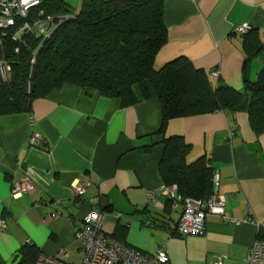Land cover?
Returning <instances> with one entry per match:
<instances>
[{"label": "crops", "instance_id": "obj_1", "mask_svg": "<svg viewBox=\"0 0 264 264\" xmlns=\"http://www.w3.org/2000/svg\"><path fill=\"white\" fill-rule=\"evenodd\" d=\"M163 19L167 40L155 56L157 69L184 57L207 71L214 86L237 91L264 69V46L246 62L244 34L235 31L249 23L264 44V0H163ZM146 87L148 97L134 86L137 101L122 106L95 89L64 84L32 99L27 111L0 115V222L6 223L0 264H17L25 243L79 264L74 233L92 209L104 212L107 234L149 255L165 248L169 264H210L219 257L222 264H245L262 233L255 224L207 215L203 235L179 236L174 225L181 204L161 195L152 203L148 193L166 186L158 172L162 138L182 135L190 144L187 162L211 158L225 215L264 222V133L255 135L244 111L173 118L158 133L160 103ZM34 131L42 136L37 147L28 143ZM23 179L34 189L15 195L13 184ZM84 179L91 186L77 198L73 186Z\"/></svg>", "mask_w": 264, "mask_h": 264}, {"label": "trees", "instance_id": "obj_2", "mask_svg": "<svg viewBox=\"0 0 264 264\" xmlns=\"http://www.w3.org/2000/svg\"><path fill=\"white\" fill-rule=\"evenodd\" d=\"M39 12L71 17L61 22L39 48L33 65L29 58L40 39L28 37L19 45L4 40L11 79L0 83V115L27 111L32 99L64 84L95 89L129 106L137 101L134 86L141 89L144 98L149 96L148 83L161 107L158 133H164L170 119L213 111H244L255 135L264 133V69L255 82L244 79L243 90L237 91L225 84L214 86L207 71L194 68L184 57L154 67L155 56L167 40L163 0H81L74 12L65 0H40L30 18ZM244 37L247 62L264 44L252 31ZM29 83L32 90L26 88ZM161 144L158 172L163 183L176 185L183 197L207 199L214 173L211 158L202 155L187 162L190 144L182 135L163 137ZM39 253L25 243L16 254L20 256L17 264H34Z\"/></svg>", "mask_w": 264, "mask_h": 264}, {"label": "built area", "instance_id": "obj_3", "mask_svg": "<svg viewBox=\"0 0 264 264\" xmlns=\"http://www.w3.org/2000/svg\"><path fill=\"white\" fill-rule=\"evenodd\" d=\"M40 4V0H0V74L4 81L11 79V63L4 57V40L11 39L19 44L26 42L28 37L40 39L39 45L32 51L29 63L36 61L37 51L41 42L49 38L58 25L69 19L70 15H44L39 12L30 18L31 10ZM29 17V19H28ZM252 27L249 23H242L235 27L239 34H246ZM264 37V33H262ZM19 51V46L15 52ZM42 136L39 132H32L28 139L30 146H40ZM219 178L216 172L212 175V193L205 199L183 197L177 192L176 185L164 186L158 193H148L152 203H157L158 196L170 198L173 204H181L182 209L177 222L174 225V233L179 236L203 235L205 233V221L207 215L219 217L222 221L233 224H255L258 234L248 248L245 264H264V222H256L246 215L241 219H232L225 215L224 197L219 194ZM91 186L89 179L80 180L73 186L74 195L82 197ZM34 186L27 179L13 184V193L20 195L23 192L32 191ZM57 212L51 214L55 217ZM105 214L101 210L92 209L84 218L80 228L75 230L74 237L79 243L82 260L79 264H169V258L165 248L157 249L153 254H145L142 251L118 241L103 229ZM6 227L4 221L0 222V230ZM223 257L210 264H222ZM34 264H69L57 256L40 252Z\"/></svg>", "mask_w": 264, "mask_h": 264}, {"label": "rangeland", "instance_id": "obj_4", "mask_svg": "<svg viewBox=\"0 0 264 264\" xmlns=\"http://www.w3.org/2000/svg\"><path fill=\"white\" fill-rule=\"evenodd\" d=\"M66 1H68V3L70 4L71 9H72L73 12L74 11H78V9L80 7V3L79 2L76 3V2H74V0H66ZM103 229H104V227H103Z\"/></svg>", "mask_w": 264, "mask_h": 264}, {"label": "water", "instance_id": "obj_5", "mask_svg": "<svg viewBox=\"0 0 264 264\" xmlns=\"http://www.w3.org/2000/svg\"><path fill=\"white\" fill-rule=\"evenodd\" d=\"M47 40H48V39L45 38V39L41 42L40 47H41L42 45H44V44L46 43ZM35 61H37V57H36ZM33 75H34V71L32 70V71H31V76H30L31 79L33 78ZM26 88H29V90H32V83L27 84Z\"/></svg>", "mask_w": 264, "mask_h": 264}]
</instances>
